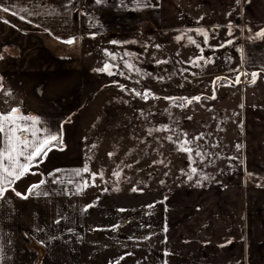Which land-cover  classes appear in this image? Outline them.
I'll return each instance as SVG.
<instances>
[{
    "label": "crops",
    "instance_id": "0c3cea01",
    "mask_svg": "<svg viewBox=\"0 0 264 264\" xmlns=\"http://www.w3.org/2000/svg\"><path fill=\"white\" fill-rule=\"evenodd\" d=\"M172 1L171 21L178 12L195 24L264 28V0ZM0 5L11 10L0 11V85L12 92L0 93V110L16 107L37 117L40 134H62L64 147H53L31 169L36 175L12 185L28 195L31 185L44 180L38 191L47 195L25 200L9 190L0 201L2 264H264V42L242 56L244 66L259 76L251 86L241 85V176L221 187L146 192L141 199L154 196V215L140 211L138 221L119 222L116 215L105 220L98 214L92 223L87 187L79 191L87 173L74 175L85 167L84 159L70 158L71 125L64 124L90 104L82 65L70 49L84 36L115 26L105 21L102 3L92 10L79 0H0ZM131 5L135 13L146 8L142 0ZM69 39L75 40L73 47L61 42ZM49 237L58 239L40 243Z\"/></svg>",
    "mask_w": 264,
    "mask_h": 264
},
{
    "label": "rangeland",
    "instance_id": "374dc122",
    "mask_svg": "<svg viewBox=\"0 0 264 264\" xmlns=\"http://www.w3.org/2000/svg\"><path fill=\"white\" fill-rule=\"evenodd\" d=\"M79 1L88 10L95 4ZM131 2L103 0L104 19L115 28L86 35L70 49L82 65L90 104L68 123V152L71 159L83 158L89 169L87 197L95 206L88 207L87 221L92 223L98 214L105 220L116 215L119 222L138 221L140 211L154 215V196L141 199L146 192L221 187L241 176V85L251 86V76L243 73H253L242 56L264 42L256 36L264 28L239 22L229 24V35V25L195 24L178 12L171 21L172 0L164 5L142 0L146 8L138 13ZM201 29L207 43L196 34ZM105 63L113 75L96 71ZM237 75L240 83H235ZM185 141L194 163L180 151Z\"/></svg>",
    "mask_w": 264,
    "mask_h": 264
},
{
    "label": "snow or ice",
    "instance_id": "6c2138e0",
    "mask_svg": "<svg viewBox=\"0 0 264 264\" xmlns=\"http://www.w3.org/2000/svg\"><path fill=\"white\" fill-rule=\"evenodd\" d=\"M97 4L103 2V0H95ZM239 3V0H236ZM0 11L10 12L9 7H4L0 5ZM12 15H17V12H11ZM23 19V17H20ZM3 23H9L7 20L2 21ZM197 35L204 37V43L208 42V34L203 29L198 30ZM229 35H231V26L229 25ZM258 37H264V29H262L259 33L256 34ZM182 37H177V39H181ZM63 43H67L72 45L75 43V40L69 39L66 41H61ZM189 42L192 44H196V41L189 38ZM231 43V41H229ZM199 47V45H197ZM223 46V45H222ZM110 55L111 59H115V56ZM2 59V57H0ZM200 60H204L205 58L203 55L199 58ZM207 63H211V60H207ZM194 64H198L199 61H193ZM125 67L129 69L132 68L131 64H126ZM112 66L108 63H105L103 68L97 69L96 71L107 72L108 75H113ZM243 75H250L251 76V83H255L256 79L259 76V73H243ZM220 77H217V80H220ZM3 80V77H0V81ZM240 75H237L235 78V83H240ZM123 90V89H121ZM0 93L5 96H12V92L10 90H4L3 86L0 85ZM139 95V93H137ZM149 95V93H145V98ZM176 99V98H170ZM186 103H192V100H187L186 98H181ZM194 100L197 102L200 100V97H194ZM212 99H215L213 95ZM40 124V120L34 116H25L20 112L19 108L12 107L8 110H0V201L5 199L6 193L11 190L15 193V195L21 199H28L30 195H47L46 192L38 191L41 189L42 185L45 184L44 180H41L38 184L31 185L27 189L28 195H24L15 190L12 185H14L18 180L22 179L26 174L36 175V173L31 172L33 167H39L41 163L44 162L45 158L49 151L52 150L53 147L58 148V150L63 151V136L62 134L52 135H41V129L37 127ZM200 137H197L199 139ZM189 143L185 141L184 144L180 146V151L187 152L189 155L190 163H194L192 161V149L185 147V145ZM95 147V146H93ZM239 145L237 148L239 149ZM111 155V154H109ZM197 155H200L197 152ZM58 171V170H57ZM89 169L85 166L83 169H76L74 170L75 176H81L82 173H88ZM192 174L197 173L196 168L191 169ZM119 179V173H114ZM103 177L101 176V179ZM192 176L189 175V179ZM96 179V174H92V181L94 182ZM202 179H207V177H202ZM89 186L88 181H83L81 186L79 187V191H83L86 187ZM91 186H95L93 183ZM259 186V185H258ZM107 189H105L106 191ZM132 191H136V189H132ZM10 203V201H7ZM95 205H88L87 207H94ZM149 207H153L150 205ZM87 211V208L84 209ZM123 211V210H121ZM55 223H60V220H56ZM118 227V226H117ZM58 239V237H49L47 241H40L42 245L50 244L52 240ZM231 242V241H229ZM0 253H2V249H0ZM168 255V253H165ZM3 257L0 255V264H2ZM118 264V262H117ZM166 264V262H165Z\"/></svg>",
    "mask_w": 264,
    "mask_h": 264
},
{
    "label": "trees",
    "instance_id": "16d2710c",
    "mask_svg": "<svg viewBox=\"0 0 264 264\" xmlns=\"http://www.w3.org/2000/svg\"><path fill=\"white\" fill-rule=\"evenodd\" d=\"M229 84L234 85L235 83H231V82H229ZM84 107H85V105H83V107L80 108L79 110H77V111H75L74 113H72V114L67 118V120L65 121L64 124H68V123H70V122L72 121V117H73L74 115L80 113V112L84 109Z\"/></svg>",
    "mask_w": 264,
    "mask_h": 264
}]
</instances>
